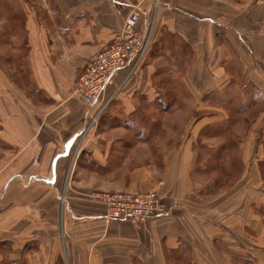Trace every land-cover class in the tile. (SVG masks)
I'll use <instances>...</instances> for the list:
<instances>
[{"label":"crops","instance_id":"obj_1","mask_svg":"<svg viewBox=\"0 0 264 264\" xmlns=\"http://www.w3.org/2000/svg\"><path fill=\"white\" fill-rule=\"evenodd\" d=\"M158 6L81 138L77 77L151 0H0V264H264V113L232 116L264 110V0ZM210 160L236 177L203 179ZM152 190L167 214L140 222L93 197Z\"/></svg>","mask_w":264,"mask_h":264},{"label":"built area","instance_id":"obj_2","mask_svg":"<svg viewBox=\"0 0 264 264\" xmlns=\"http://www.w3.org/2000/svg\"><path fill=\"white\" fill-rule=\"evenodd\" d=\"M140 14L132 10L124 20L116 38L104 49L93 54L75 82L74 94L88 110L81 138L97 122L112 97L102 99L114 75L127 69V78L135 73L147 55L153 40L155 19L149 20L142 31L138 28ZM94 198L105 206L107 220L140 222L160 219L167 211L156 191L147 193H102ZM61 202L63 197H61Z\"/></svg>","mask_w":264,"mask_h":264},{"label":"rangeland","instance_id":"obj_3","mask_svg":"<svg viewBox=\"0 0 264 264\" xmlns=\"http://www.w3.org/2000/svg\"><path fill=\"white\" fill-rule=\"evenodd\" d=\"M159 1L160 0H151V12L149 14V20L151 19H155V26H154V32H153V40L152 42H154L156 40V24H157V8L159 7L158 4H159ZM1 62V65L4 67V64L2 61ZM8 72H9V69H8ZM184 110H182L180 113L182 114ZM186 111H184L185 113ZM160 113V111L156 112V116H158L157 114ZM188 113V111H187ZM261 113H264V110L263 109H252V110H249V111H244L243 113L242 112H236L232 114V116L234 117V119H240L241 118H244L245 116V122L248 123V126H251L257 117L260 116ZM161 115V114H160ZM175 117V114L173 113L172 114V118H170V120H173ZM241 117V118H240ZM243 130V128H241V125H236L235 126V131H234V134L235 135H239L241 133V131ZM211 133V132H207V135ZM222 135V134H221ZM231 145V144H230ZM209 168L207 169V174L205 176H203V179H213L215 181V184L217 185L218 188H220L222 185L224 184H227L228 182H230L231 180H233L236 176H230V175H223V174H219V175H213L211 173L213 172H220L221 171V168L220 166L218 165L217 161H214V160H210L209 161ZM237 169V168H235ZM211 170V171H210ZM63 197V195L61 196Z\"/></svg>","mask_w":264,"mask_h":264},{"label":"trees","instance_id":"obj_4","mask_svg":"<svg viewBox=\"0 0 264 264\" xmlns=\"http://www.w3.org/2000/svg\"><path fill=\"white\" fill-rule=\"evenodd\" d=\"M156 42V41H155ZM153 44H155L154 42H152V44H151V47H150V49H149V51H148V53H147V55L149 54V52H150V50H151V48L153 47ZM160 49H161V46H160V44L159 45H157V49H156V51L157 52H159L160 51ZM173 84V83H172Z\"/></svg>","mask_w":264,"mask_h":264}]
</instances>
